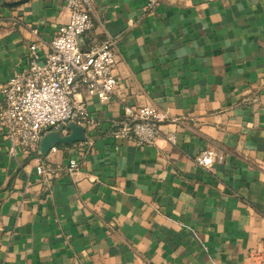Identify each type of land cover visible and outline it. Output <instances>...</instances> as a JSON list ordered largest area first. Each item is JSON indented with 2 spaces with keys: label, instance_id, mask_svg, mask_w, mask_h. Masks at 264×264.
Returning <instances> with one entry per match:
<instances>
[{
  "label": "crops",
  "instance_id": "0c3cea01",
  "mask_svg": "<svg viewBox=\"0 0 264 264\" xmlns=\"http://www.w3.org/2000/svg\"><path fill=\"white\" fill-rule=\"evenodd\" d=\"M92 4L82 44L116 42L118 93L82 90L99 126L47 155H11L0 130V264H264V0ZM68 18L64 0H0V111ZM126 106L169 115L153 146L111 137ZM46 160L79 170L46 182Z\"/></svg>",
  "mask_w": 264,
  "mask_h": 264
},
{
  "label": "built area",
  "instance_id": "2783aa9c",
  "mask_svg": "<svg viewBox=\"0 0 264 264\" xmlns=\"http://www.w3.org/2000/svg\"><path fill=\"white\" fill-rule=\"evenodd\" d=\"M64 2L68 21L58 28L43 55L36 43L31 45L27 67L1 88L4 106L0 111V130L13 156L18 151L29 155L39 150L47 133L66 135L70 124L97 128L99 123L86 103L78 99L82 90L103 103L112 101L118 93L116 42L107 38L86 48L82 44L93 27L92 0ZM33 33L38 35L37 30ZM169 119L167 113L154 106H126L124 119L113 124L111 137L139 147L153 146L161 136L160 124ZM168 140L175 143L174 136ZM61 146H54L50 152ZM217 156L215 150L209 149L196 158V163L209 170ZM36 170L42 180L50 182L61 172L73 175L79 170V163L72 160L67 167H59L46 160Z\"/></svg>",
  "mask_w": 264,
  "mask_h": 264
},
{
  "label": "water",
  "instance_id": "95a60500",
  "mask_svg": "<svg viewBox=\"0 0 264 264\" xmlns=\"http://www.w3.org/2000/svg\"><path fill=\"white\" fill-rule=\"evenodd\" d=\"M68 129L71 133L67 136H62L61 133H50L46 136L42 142V152L44 155H47L55 145L60 144H74L81 141H85V129L76 124H70Z\"/></svg>",
  "mask_w": 264,
  "mask_h": 264
}]
</instances>
